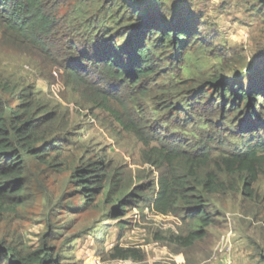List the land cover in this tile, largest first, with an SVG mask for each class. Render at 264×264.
Here are the masks:
<instances>
[{"label": "rangeland", "instance_id": "1", "mask_svg": "<svg viewBox=\"0 0 264 264\" xmlns=\"http://www.w3.org/2000/svg\"><path fill=\"white\" fill-rule=\"evenodd\" d=\"M144 1H156L172 19L188 17L199 34L179 64H166L167 78H156L158 83L168 81L170 87L184 80L199 89L202 81L215 75L238 76L264 69V0ZM119 6L116 0H68L59 14L79 8L86 12L84 20L93 22L96 11L99 21L109 23L119 17ZM90 31L85 30L77 42H84L82 36ZM4 83L12 88L11 94H5L12 106L18 104L17 93L25 90L44 109L46 139L52 143L44 160L30 162L22 202L15 209L0 211V242L7 247L25 255L45 246L59 264H221L227 258L232 264H264V176L252 184L250 197L243 193L241 182L234 191L208 194L216 212L215 225L206 228L202 239L180 245L175 237L187 234L188 222L145 206L157 189L159 172L143 161L144 146L112 112L89 101L57 67L0 43V88ZM204 94L201 103L212 95L209 90ZM186 97L182 92L174 100L179 113L176 121L184 131L167 125L195 141L208 130L199 124L203 121L199 113L186 103L182 106ZM189 101L195 107L198 100ZM154 106L149 102L146 109L151 124L163 125L170 112H157ZM255 114L259 123L244 111L230 118L216 114L218 132L211 134L228 137L239 146L264 139V104ZM170 121L175 123L174 118ZM89 164L101 167L97 174H106L102 186L107 187L110 175L116 174L121 187L144 188L139 195H146V202L126 205L125 214L114 217V205L106 202L104 190L86 199L77 175H86L81 170ZM122 249H128L131 257L114 258Z\"/></svg>", "mask_w": 264, "mask_h": 264}, {"label": "trees", "instance_id": "2", "mask_svg": "<svg viewBox=\"0 0 264 264\" xmlns=\"http://www.w3.org/2000/svg\"><path fill=\"white\" fill-rule=\"evenodd\" d=\"M67 1L0 0V43L37 56L43 65L57 67L77 90H82L83 96L102 104L123 129L134 134L144 146L143 161L159 172L157 189L145 206L157 214L187 221V234L175 240L180 245H191L216 223L208 194L234 191L241 182L243 193L250 197L252 184L264 176V139L239 146L228 137L215 138L211 134L218 132L216 114L230 118L244 111L259 123L255 112L264 104V69L238 76L215 75L202 81L199 89L184 80L169 87L168 81L158 83L156 78L166 80V64H179L188 47L199 40L188 17L172 19L156 1L116 0L120 4L117 19L101 22L95 11L90 22L84 20L86 12L79 8L76 12L66 8L60 15ZM85 30H91L82 36L85 41L77 42ZM206 90L213 96L208 95L211 99L207 97L201 103ZM182 92L187 94L182 106L186 103L199 113L203 120L199 124L208 130L195 141L168 127L184 131L182 123L176 121L179 113L174 101ZM7 93L11 94L12 88L4 83L0 88V211L15 209L22 202L30 162L44 160L52 149L51 140L46 139L48 116L44 109L25 90L17 93L18 104L12 106L5 97ZM190 99L198 100L195 107L189 104ZM149 102L155 103L153 110L157 112H170L169 118L162 119L163 125L151 124V115L146 113ZM172 118L175 123L170 121ZM88 167L81 170L86 175H77L83 196L89 200L104 190L106 202L114 205V217L124 215L126 205L146 202V195H139L144 188L130 191L121 187L115 181L116 174L110 175L107 187L102 186L106 174L96 173L101 167ZM129 252L122 249L114 258L128 259ZM0 262L59 264L48 247L20 255L2 241Z\"/></svg>", "mask_w": 264, "mask_h": 264}, {"label": "built area", "instance_id": "3", "mask_svg": "<svg viewBox=\"0 0 264 264\" xmlns=\"http://www.w3.org/2000/svg\"><path fill=\"white\" fill-rule=\"evenodd\" d=\"M221 264H232L230 259H225V261H222Z\"/></svg>", "mask_w": 264, "mask_h": 264}]
</instances>
